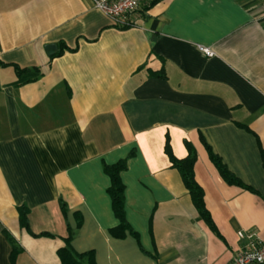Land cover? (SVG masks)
I'll use <instances>...</instances> for the list:
<instances>
[{
    "label": "crops",
    "instance_id": "1",
    "mask_svg": "<svg viewBox=\"0 0 264 264\" xmlns=\"http://www.w3.org/2000/svg\"><path fill=\"white\" fill-rule=\"evenodd\" d=\"M133 19L120 29L93 0H0V264H61L70 231L97 264H231L239 233L264 239L261 1L158 0ZM168 139L178 159L195 148L217 233ZM203 139L258 193L229 185ZM122 160L137 236L117 238L105 166Z\"/></svg>",
    "mask_w": 264,
    "mask_h": 264
},
{
    "label": "trees",
    "instance_id": "2",
    "mask_svg": "<svg viewBox=\"0 0 264 264\" xmlns=\"http://www.w3.org/2000/svg\"><path fill=\"white\" fill-rule=\"evenodd\" d=\"M158 0H153L152 3L157 2ZM162 77V76H161ZM203 143L209 153L211 161L219 170L221 176L229 185H234L241 187L243 189L249 190L251 192L258 193L255 189L243 184L227 167L223 162L222 158L218 156L211 148V146L203 139ZM186 147L188 154L183 159H178L173 154L169 139L167 140L165 151L168 155L172 166L175 167L181 174L183 182L188 189L192 201L198 210L202 219L206 224L214 231L218 232L216 225L212 219L210 211L207 209L205 203V193L204 189L197 182L195 176V164L197 162V152L193 145L189 142H186ZM127 169V160H122L114 165H106L105 173L111 179V185L108 189V193L111 196L113 210L120 221L118 227L111 230V234L117 238L126 237L127 232L131 235L137 236V234L132 231L130 225L126 220L125 212V186L121 180V173ZM62 209L65 211L66 206L62 204ZM20 223L22 228L26 229L28 232L32 233L30 222H29V209L27 207L19 208ZM37 236V235H36ZM38 236L46 237H55L53 234L48 232H43ZM73 233L70 231V234L67 238H63L64 245L58 250V256L60 258L61 264H97L95 260V252L88 251L83 253H78L72 247ZM17 250L14 249V256Z\"/></svg>",
    "mask_w": 264,
    "mask_h": 264
},
{
    "label": "built area",
    "instance_id": "3",
    "mask_svg": "<svg viewBox=\"0 0 264 264\" xmlns=\"http://www.w3.org/2000/svg\"><path fill=\"white\" fill-rule=\"evenodd\" d=\"M153 0H93L96 9L110 17L120 29L136 26L133 16L145 11ZM264 9V0H260ZM208 57L214 56L210 48L200 47ZM0 90L2 84L0 83ZM241 239H246L245 247L238 251L231 264H264V239L255 233H239Z\"/></svg>",
    "mask_w": 264,
    "mask_h": 264
},
{
    "label": "water",
    "instance_id": "4",
    "mask_svg": "<svg viewBox=\"0 0 264 264\" xmlns=\"http://www.w3.org/2000/svg\"><path fill=\"white\" fill-rule=\"evenodd\" d=\"M47 50H48V53L50 54V53H53L55 50H56V47L55 46H49L48 48H47ZM51 51V52H50Z\"/></svg>",
    "mask_w": 264,
    "mask_h": 264
}]
</instances>
